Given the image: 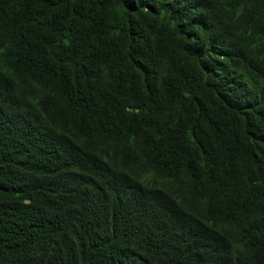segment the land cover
<instances>
[{
  "label": "trees",
  "instance_id": "obj_1",
  "mask_svg": "<svg viewBox=\"0 0 264 264\" xmlns=\"http://www.w3.org/2000/svg\"><path fill=\"white\" fill-rule=\"evenodd\" d=\"M0 264H264V0H0Z\"/></svg>",
  "mask_w": 264,
  "mask_h": 264
}]
</instances>
